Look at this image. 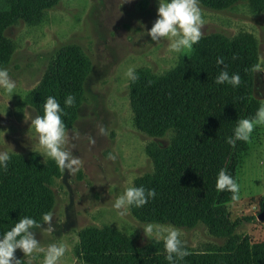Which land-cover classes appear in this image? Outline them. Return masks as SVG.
Wrapping results in <instances>:
<instances>
[{
    "label": "rangeland",
    "instance_id": "374dc122",
    "mask_svg": "<svg viewBox=\"0 0 264 264\" xmlns=\"http://www.w3.org/2000/svg\"><path fill=\"white\" fill-rule=\"evenodd\" d=\"M6 3L0 0V11ZM158 6L159 0H58L32 18H16L2 32L10 53L0 69L8 70L16 87L11 96L0 89V151L10 158H36L53 170L50 212L56 231L51 235L35 231L45 250L52 243L67 246L60 264H86L81 240L89 229L108 228L136 248L163 242L145 236L143 227L149 223L138 220L131 208L124 218L113 208L115 199L127 187L154 174L151 151L167 147L175 136L172 131L150 135L138 129L131 108L130 80L125 76L129 67H134L136 73L148 70L154 75L165 74L174 69L182 55L192 52H171L167 40L155 43L146 34L158 18ZM200 7L205 21L202 38L221 36L252 44L259 69L254 72L253 97L261 106L264 13L244 1L223 10ZM66 46L78 48L92 67L74 122L68 128L71 136L79 132V137L70 139L68 145L81 161L74 173L62 170L40 147L31 125L38 114L26 103L27 96L40 87L51 70L58 51ZM101 125L106 136L99 134ZM88 136L96 140L95 145L89 143ZM247 144L248 151L240 157L236 175L240 200L230 203L228 210L233 221L255 218L251 223H242L238 233L253 244L264 243V223L257 220L264 203V126L255 129L252 142ZM109 154L116 157L115 161L108 159ZM177 229L187 250L202 251L223 244L203 225ZM15 256L25 264H43L44 253L25 257L17 249Z\"/></svg>",
    "mask_w": 264,
    "mask_h": 264
},
{
    "label": "trees",
    "instance_id": "16d2710c",
    "mask_svg": "<svg viewBox=\"0 0 264 264\" xmlns=\"http://www.w3.org/2000/svg\"><path fill=\"white\" fill-rule=\"evenodd\" d=\"M241 1L264 13V0L199 3L223 10ZM57 2L7 0L0 11V68L10 53L2 32L16 18H32ZM219 57L225 58L230 75H240L239 87L215 83L224 67L217 65ZM255 68L257 60L250 42L208 36L195 44L189 55H182L171 71L154 75L143 70L137 72L135 83L130 81L131 108L138 129L150 135L175 134L167 147L151 151L154 174L139 180L136 187L155 189L156 196L143 207L132 206L133 215L144 223L177 228L203 225L223 242L202 251L188 250L190 255L177 264H264V243L253 244L238 233L242 223L255 218L233 221L228 210L233 202L231 193L216 188L221 169L236 179L239 159L248 151L247 143L237 141L232 147L226 138L233 135L238 120L254 117L260 107L253 97ZM91 69L78 48H61L51 70L40 87L27 96L26 103L42 115L46 99L55 97L66 113L62 119L68 129ZM68 94L74 95L76 102L65 108ZM52 172L36 158L11 157L6 170L0 166V238L25 216L42 223L43 214L50 212L53 203L49 188ZM81 247L86 264H168L164 242L136 248L108 228L85 230Z\"/></svg>",
    "mask_w": 264,
    "mask_h": 264
},
{
    "label": "clouds",
    "instance_id": "9594fccd",
    "mask_svg": "<svg viewBox=\"0 0 264 264\" xmlns=\"http://www.w3.org/2000/svg\"><path fill=\"white\" fill-rule=\"evenodd\" d=\"M127 2V0H126ZM157 19L151 29L146 33L153 42L159 43L162 40L169 42V51L175 53L191 52L193 45L199 43L203 37L204 19L199 0H159L157 9ZM139 23V22H138ZM235 59V57H233ZM225 58L219 57L217 65H224L217 76L216 84H229L232 87H239L241 77L238 73L229 74ZM259 71L258 68L254 69ZM125 76L135 83L139 76L134 67H129ZM151 86L152 81H149ZM16 87L15 81L11 79L7 69H0V89H3L10 96ZM76 97L68 94L64 100L65 108L73 107ZM66 115L61 108L60 102L53 96H49L43 105V114L37 115L31 120L38 138V143L45 154L51 158L62 169L74 173L78 170L81 161L78 157L72 155L68 145L70 139L78 138L79 132L71 136L62 116ZM258 126H264V104L257 109L252 118L240 119L236 122L233 135L226 138V143L235 147L237 141L244 143L252 142V133ZM99 134L107 135L104 126H99ZM91 145H95L96 140L87 137ZM74 148L75 145H72ZM10 157L7 152L0 151V166L7 169ZM108 159L115 161L116 157L109 154ZM218 191H227L231 193L232 201H239L241 186L237 180L225 169H221L216 180ZM155 189H145L143 186H129L119 195L113 208L121 217H127L132 206L143 207L151 199H155ZM46 225V227H42ZM36 229L49 235L56 231L53 224V213L47 212L42 216V223L34 218L23 217L19 219L9 231H6L0 238V264H23L16 258L15 253L19 249L25 257H33V253H44L43 264H60L65 256L67 246L65 244L52 243L46 250L41 247L40 241L36 239ZM146 237L163 239L166 259L168 264H177L190 255L186 243L181 239V230L168 226L165 228L159 224H147L143 227ZM132 235V234H131ZM34 258V257H33ZM75 264V262H74Z\"/></svg>",
    "mask_w": 264,
    "mask_h": 264
},
{
    "label": "water",
    "instance_id": "95a60500",
    "mask_svg": "<svg viewBox=\"0 0 264 264\" xmlns=\"http://www.w3.org/2000/svg\"><path fill=\"white\" fill-rule=\"evenodd\" d=\"M257 220L264 223V203L262 205V212L257 216Z\"/></svg>",
    "mask_w": 264,
    "mask_h": 264
}]
</instances>
